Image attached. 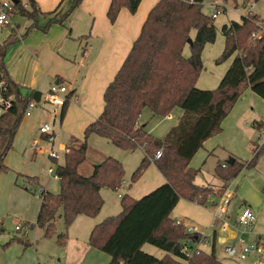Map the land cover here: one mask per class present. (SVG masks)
Instances as JSON below:
<instances>
[{
    "label": "trees",
    "instance_id": "trees-1",
    "mask_svg": "<svg viewBox=\"0 0 264 264\" xmlns=\"http://www.w3.org/2000/svg\"><path fill=\"white\" fill-rule=\"evenodd\" d=\"M81 1L69 0L70 9L57 17L53 16L54 12L42 14L35 1L28 0L31 11L22 10V16L32 21L28 31H46L52 25H62ZM140 2L111 0L108 20L113 23L122 8L135 14ZM40 15L50 16L43 27H39ZM259 22L264 28V22ZM259 22L255 15H245L240 23L230 21L221 27L225 47L216 63L235 56L215 90H200L195 84L203 70L201 54L216 38L213 19L203 14L202 3L189 5L179 0H159L147 14L126 59L103 93L101 114L85 129V138L96 134L118 149L143 151V159L131 175L132 182L151 163L165 179L162 185L139 199L123 195L121 212L92 229L89 245L108 255L110 264H223L214 252L196 249L207 243L206 237L188 233L185 225L170 215L179 200L203 206L213 194L212 188L194 183L198 170L189 167V163L204 141L221 133V123L243 92L249 88L264 101V38L252 39V34L259 31ZM11 38L0 49L2 59ZM186 45L190 50L188 57L183 55ZM9 88L16 100L12 109L0 116V174L9 171L4 159L13 147L21 117L32 100V92L23 97L12 81ZM67 106L66 97L60 111L61 120ZM175 107L183 111L182 116L163 139L155 138L140 123L145 109L151 117L163 118ZM252 126L260 130L263 124L254 122ZM159 149L162 150L160 158L153 160ZM251 149L252 157L247 162L234 159L224 168L217 165L216 177L227 185L242 171L254 169L264 156V141ZM86 151L84 142L79 148L64 153L63 162L56 166L54 174L60 182L57 194L43 188L39 192L35 223L44 228L45 237L53 234L59 212L66 229L79 215L92 218L99 213L103 206L102 188L117 191L121 187L124 170L113 158L91 164L89 176L79 173V166L86 162ZM26 182L34 189L38 186L35 177H26ZM65 240L66 234L57 236L59 245H64ZM186 241L188 246L184 252ZM145 244L162 250L165 255L156 258L143 252Z\"/></svg>",
    "mask_w": 264,
    "mask_h": 264
},
{
    "label": "rangeland",
    "instance_id": "rangeland-1",
    "mask_svg": "<svg viewBox=\"0 0 264 264\" xmlns=\"http://www.w3.org/2000/svg\"><path fill=\"white\" fill-rule=\"evenodd\" d=\"M23 4H26V10L31 11V6L28 0H20ZM105 0H82L78 9L73 10L69 14L64 24L69 29H76L80 27V24L86 23L90 19L88 14L93 11L97 17V21L100 19V14L103 12V5ZM151 0H143V4L140 7V14L143 13L146 7V3ZM222 5L226 4L227 9L224 13H221L213 20V24L216 28V38L213 44H208L204 47L201 60L203 64V70L201 71L197 81L196 88L200 90H215L223 75L227 71L230 63L234 58V54L224 62L216 63L218 57L222 54L225 41L221 33V27L228 24L230 21L240 23L242 17L245 15H255L257 21L264 22V0H219ZM37 4V3H36ZM41 10L51 9L55 10L59 14L67 12L71 4L69 0H41L37 5ZM214 11V6L211 5V0H204L202 4L203 14L211 17ZM74 12V14H72ZM226 12H228L226 14ZM61 14V15H62ZM137 19L139 17H136ZM43 17L39 16L40 25L44 26ZM136 20V19H135ZM15 25L19 28L20 33L25 32L27 28L32 25V21L29 19L16 18L14 20ZM262 25V23H257ZM259 31H264L262 28ZM258 31V32H259ZM12 31L10 29L4 30L0 35V41H3L9 37ZM18 34V33H17ZM89 33L87 32L86 35ZM191 36H194V31L191 32ZM84 43V42H83ZM82 43V44H83ZM88 43V55L87 60L93 58V36L87 39ZM9 49L6 54V59L9 55ZM81 53V50H80ZM77 54L76 62H79L80 71L83 60L80 55ZM190 54L189 46L186 45L183 49V55L188 57ZM81 60V61H80ZM83 62V63H82ZM50 64V62H48ZM87 62L84 66L86 67ZM51 68H54L57 73L60 70H66V66L60 60L52 61ZM83 67V68H85ZM82 76V75H81ZM37 77L36 90L41 93V99L34 103L33 109L29 111L30 116L22 115L20 124L13 140V147L5 158V165L9 171L7 173L0 174V264H110V257L99 249L91 247L89 245V236L92 229L103 222L106 218L117 216L122 208L120 205V197L127 191V183L131 180V175L135 169L139 166L140 161L143 159V152L136 150L135 152L124 151L118 149L112 145L107 139L100 137L96 134H90L85 138V127L82 125V121L88 119L85 112H94L96 102H90L86 108L83 107V99L80 98L75 104V96H71L70 109L66 115V119L61 126L60 110L61 107L53 105L46 99L49 84H54L55 79L45 77L40 74ZM67 87L68 95L76 88V93L80 95L81 91V79L74 86ZM22 96L24 91H21ZM76 94V95H77ZM250 107L253 108V116L249 120H255L262 122V129L258 130L252 128L249 124H240L242 132L247 137H252L251 142L259 144L264 141V101L256 97L255 95H249ZM252 99V100H251ZM86 105V104H85ZM84 105V106H85ZM57 109L56 115L52 114L53 109ZM182 110L179 107L173 108L170 113V118H158L150 117L148 109H145L140 117L142 123L145 124V129L151 133L157 139H163L167 132L175 126L177 123L179 114ZM44 124H48L55 130V142L53 149L58 150L60 146L75 147L80 143L86 142V162L79 167V173L86 176L88 170H90L91 164H97L104 159L110 157L117 160L123 167V187L117 191H112L108 188H102L100 190V196L103 199V206L99 213L95 217H87L79 215L65 229L61 212H59L55 219V230L52 235L45 237L44 228L36 226V215L40 206L38 199L41 188L48 190L52 194H57L60 189L59 180L54 177L56 166L63 162V152L59 151V159L57 161L51 160L48 157L50 145L39 132V128ZM37 143L36 148H32V144ZM252 147L249 150L252 151ZM69 149V148H68ZM64 153H66L68 151ZM223 154L217 155V158L210 157L207 160L196 156L191 159V167H195L198 173L195 177L194 183L198 186L210 187L213 190V195L220 196V202L223 199H228L226 195V184L220 181L215 175V166L221 165L224 161ZM206 159V158H205ZM154 160V157H153ZM205 161V162H204ZM49 168L53 169V173L49 174ZM147 171V172H146ZM146 177H150L152 173L156 172V167L151 163L147 169ZM244 172V171H242ZM243 174H247L244 172ZM143 175V174H142ZM240 175V174H239ZM241 176L231 187V192H236V196L232 198L228 206V216L230 217L228 222V229L226 233L232 232L233 239L241 238L245 243L253 241L252 227L243 229L236 225L237 215L240 213L244 206L253 209L260 203L263 196V187L261 178L253 172L248 173L246 176ZM26 177H35L38 186L33 188L32 185H28ZM220 183V186H217ZM156 182L149 180L147 183H142L140 188H137L132 192L135 197H143L146 191L147 193L153 189H156ZM211 197L203 206L183 204L178 206L172 214V218L183 219L182 223L185 225L186 230L190 227H194L197 231L203 233L204 228L208 227L211 223V205L212 202L218 203V200ZM216 200V201H215ZM219 202V203H220ZM255 211V210H254ZM187 219V220H186ZM216 223V220L214 221ZM194 225V226H192ZM217 226V225H216ZM253 226V225H252ZM192 229L190 233H196V230ZM252 229V230H251ZM218 233L215 240V251L217 258L223 264H249L251 258L248 257L246 261H240L237 257L228 258L225 254V246L232 245L230 242L221 243V239L227 236L226 233ZM66 234V240L64 245L57 243V236L59 234ZM207 241L209 245L203 248L204 252L210 253L213 242L212 231L206 230ZM253 237V238H252ZM238 248V247H237ZM142 251L161 258L165 255V252L157 249L156 247L145 244L142 247Z\"/></svg>",
    "mask_w": 264,
    "mask_h": 264
},
{
    "label": "crops",
    "instance_id": "crops-1",
    "mask_svg": "<svg viewBox=\"0 0 264 264\" xmlns=\"http://www.w3.org/2000/svg\"><path fill=\"white\" fill-rule=\"evenodd\" d=\"M34 1L38 5L40 4L41 0H34ZM158 1L159 0H151L150 2H147L145 10L141 14H140L139 9L141 5L144 3L143 0H141L135 14H130L126 8H122L119 11L115 21L111 23L107 18V11H108L111 0H105L104 1L105 5H103L105 7H103V12L100 14L99 21H97V17L95 13L91 11V13L88 14L90 16V19L87 20L86 23L80 24V27L77 28L76 31L74 28L69 29L63 23L62 25H52L46 31H41L40 29H30L28 31L29 28H27L24 34L20 32H17L18 33L17 34L16 32H14L12 35L9 36L12 38L4 50V57L2 59L3 65L5 67V70L7 72V75L10 81H12V83H14L18 87L20 92L24 91L23 94L27 96L29 92H32L33 94L34 91H37L36 90V86H37L36 76H39L40 74L44 75L46 78L47 77L54 78V79L56 78L54 84H49V87L52 85H58V86L65 87L64 83H67L69 86H74L81 79L82 88L80 91V95L83 94L82 97H80L76 93L75 87H73L74 90L72 91V93L68 95H65L67 93V87H65V92L60 94L61 97L68 98V106H67L65 116L61 120V126H62L63 121L66 119V115L70 109L69 107L70 99L73 96H75V104H72L73 106H76V103L79 101L80 98L83 99L82 109L83 107L86 108V106H88L87 104H89L91 101L96 102V105H97L95 107L96 111H94L93 113L85 112V114L88 117V119H85L82 121V125L83 127H85L88 123L90 124L94 122L97 119V117L101 114L103 110V106H104L103 93L106 87L113 80L114 76L118 72L122 63L126 59L134 41L136 40V38L138 37L140 33L141 27L147 17V14ZM78 7L76 9H78ZM38 9L40 10L42 14L54 12L53 16H57V17H60L62 14V13L59 14L55 10L51 11V9L41 10L39 7ZM72 14H74V12ZM40 16L43 17L42 15ZM136 17H139V18L137 19ZM49 18L50 16H46L43 19V22L46 23V21ZM23 19H26V18H23ZM39 27H43L42 25H40V21H39ZM18 28L19 27H17V31H19ZM87 32L89 33L88 35H86ZM92 36H93V58L90 60H87L86 57L88 55V49L90 48V46L88 48L87 39ZM9 37H7V39ZM8 49L10 51H9L8 58L6 59V54H7ZM80 50H81V53H80ZM79 53L81 54L80 57H81V60H83L84 64L85 62H87L86 67L84 66V64H82L80 71L78 70V68L80 67L79 62H76L77 57H78L77 54ZM58 60L64 63L67 71L60 70L57 73V71L54 68L50 67V64L52 61H58ZM48 62H50V64ZM249 95H255V94L252 93L249 88H247L243 92V94L239 97V99L236 101V103L233 105L227 117L221 123V128H222L221 133L204 141L201 149H199L196 152L193 158L199 155L200 158L207 160L210 157L217 158V155L223 154L222 157H224L225 159L223 163L221 164V166L224 163H227V160L229 159V157H232L233 159H237L243 162H247L251 159L252 152L251 150H249V147H253L254 145H261L262 143H259V144L252 143L251 142L252 137H247L240 129L241 128L240 124H246V125L249 124L252 128H255L252 126V123L258 122L255 120H251V121L249 120V118L253 116L254 114V112H252L253 108L250 107V97L251 96ZM255 96L258 97L257 95ZM250 110L252 111H251V114L249 115ZM182 113L179 114L178 120L182 116ZM158 118H162V117H158ZM163 118L164 119L170 118V114ZM140 123L143 124L142 120H140ZM53 133L55 135V130ZM46 138H47V135H44L43 139L45 140ZM80 146H81V143L79 145H76L75 147H70L68 145L66 146L61 145L59 149H63L65 152V150L68 148L76 149V148H79ZM135 151H132V152H135ZM64 152H63V156H64ZM143 156H144V153H143ZM51 160H54V159H51ZM191 162L192 161H190L189 163V167H191L192 165ZM4 163H5V159H4ZM191 168L196 169L195 167H191ZM146 172L143 173V175L136 182H132L130 180V182L127 183L126 185L127 191L124 192V195H127L133 199H139V197H135L132 192H136L135 190L137 188H140V185H142V183H147L149 180L153 179V181L156 182L155 186L157 188L165 182V179L159 173L157 168H156V172L152 173L150 177H146ZM244 172H247V174L250 172H253L256 175H258L261 178L262 186H264V156L259 159L254 169L249 170V171H244ZM244 172H241L238 177L230 181L225 186L226 187L225 190H227L225 193L228 197L230 196L229 203L232 200V198L236 196V192H233V193L231 192V187H234L233 183L236 184V181L241 176L245 175L243 174ZM90 174H91V167H90V170H88V173L86 176H89ZM123 183L124 182H122L120 188L123 187ZM217 186H220V183ZM148 193L146 191L145 195ZM216 195H217V192L215 195L209 196L210 199L211 197H215L214 199L218 200V203L212 202V205H211L212 218H213V213L215 210L214 208L220 202L219 201L220 196H216ZM122 196L118 195V197L120 198ZM181 203L186 204V205L187 204L197 205V204L190 203L184 200H179L170 215L171 218H172L173 212H175V210L178 209V206L181 205ZM244 207H247V206H244ZM251 210L256 215V221L254 222L252 226L253 230L251 229L253 236L254 238L256 236L257 237L261 236L264 238V199H262L260 203L256 205V207L254 208L255 211L253 209ZM227 213H228V208H227V212L223 216H221V219L224 218L226 219V221L229 220L230 217L228 216ZM172 219L175 220L176 222H183L181 221L183 219H180V218L179 219L172 218ZM221 219L219 220L216 219L215 224L217 226H215V228L212 229L211 225L215 221V219L213 218L209 226L204 228L205 232L203 233L197 231L193 227L196 230V232L206 236V238H207L206 230H208L209 228V230L212 231L213 242H212L210 253L214 252L215 255L217 254L215 251V240L218 236V233H221L220 231H222L220 230V227H219L220 224L222 223ZM223 233H226V231ZM226 234L227 236L222 237L221 243H225L227 241V242H230V244H232L229 246L239 247L236 242L237 238L235 239L232 238L234 234L232 232H230L229 234L228 233ZM208 245H209V241H207V244L205 246L201 245L200 249L203 250V248H205ZM216 258H217V255H216Z\"/></svg>",
    "mask_w": 264,
    "mask_h": 264
},
{
    "label": "built area",
    "instance_id": "built-area-1",
    "mask_svg": "<svg viewBox=\"0 0 264 264\" xmlns=\"http://www.w3.org/2000/svg\"><path fill=\"white\" fill-rule=\"evenodd\" d=\"M179 1L185 4L194 5V4H199V3L203 4L204 0L202 1L179 0ZM211 5L214 6V11L211 15V18L213 20L216 19L219 14L224 13V10L227 9L226 4L222 5V2L219 0H211ZM26 7L27 5L23 4L20 0H0V35H2L5 29L6 30L10 29L12 31L11 34L17 31L18 26L15 25L14 20L16 18H24V16H22V10H26ZM227 13L228 12H226V14ZM257 26L259 27V30L263 28L262 25L260 24H257ZM261 38H264V31H259V32L252 34L253 40L261 39ZM6 39H4L3 41H0V49L3 46L4 42L6 41ZM9 82H10V79L7 75V72L3 65V60L0 56V116L8 112L10 109H12L14 102L16 100L15 95L10 92ZM64 92H65V87L58 86V85H52L48 88L46 99L49 100L51 104L60 106L62 108L65 102V98L61 97L60 94ZM34 103L35 102L31 100L27 104L23 115L27 117L30 116L29 111L33 109ZM57 113H58V110L56 108L52 110L53 115H56ZM39 132L42 135L43 134L47 135V138L45 140L50 145L48 157L57 161L59 159V151L64 152V150L58 149L56 151L53 149V144L55 142V135L53 133L54 128L49 126L48 124H44L43 126L39 128ZM36 146H37V143H33L31 147L36 148ZM161 154H162V150L161 149L157 150L153 156L154 160L159 159ZM222 167L223 168L226 167V163H224ZM48 173L52 174L53 169L49 168ZM228 205H229V200L223 199L217 206H215L213 218L215 220L221 219V216H223L227 212ZM221 221L222 223L219 226L220 230L225 232L228 229V222L224 218L221 219ZM255 221H256V215L253 213V211L249 207H244L241 210V212L237 215L236 225L243 229H248L252 227ZM215 226L216 224L212 223L211 228L214 229ZM192 229L194 228L190 227L189 230L187 229V232L190 233ZM236 242H237V245L239 246L238 248L234 246L233 247L225 246L224 251L228 258L237 257V259L240 261H246L247 258L250 257L251 260L249 264H264V238L263 237L256 236L254 240L249 243H245L243 239L239 238L236 240ZM206 244H202V245L205 246ZM187 246H188V241L185 242V247L183 248L184 252ZM200 246H196V249L201 250Z\"/></svg>",
    "mask_w": 264,
    "mask_h": 264
},
{
    "label": "water",
    "instance_id": "water-1",
    "mask_svg": "<svg viewBox=\"0 0 264 264\" xmlns=\"http://www.w3.org/2000/svg\"><path fill=\"white\" fill-rule=\"evenodd\" d=\"M191 40H188V44H190ZM40 97H41V93L38 92V91H34L33 94H32V100L34 102H38L40 100ZM234 161L233 158H229L227 160V163H232Z\"/></svg>",
    "mask_w": 264,
    "mask_h": 264
}]
</instances>
